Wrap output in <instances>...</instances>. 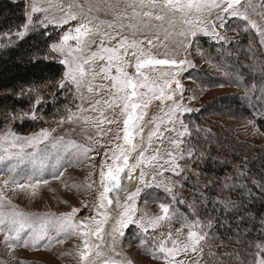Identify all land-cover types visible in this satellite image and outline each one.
Returning a JSON list of instances; mask_svg holds the SVG:
<instances>
[{
  "label": "rangeland",
  "instance_id": "obj_1",
  "mask_svg": "<svg viewBox=\"0 0 264 264\" xmlns=\"http://www.w3.org/2000/svg\"><path fill=\"white\" fill-rule=\"evenodd\" d=\"M29 2L30 0H27V7ZM115 2L116 0H108V3L114 4ZM108 3H105V0H52L50 6L47 0H41L42 7L50 8V16L54 15L59 18L63 15L60 9H68L69 6H71V11L77 14L78 20L71 21L68 25H65L64 29H61L60 36L63 35L65 29L76 26L85 17L92 18V23L89 27L93 29V34H90L88 38L93 39L95 42L91 45L90 51L97 50V46L100 45L102 38L104 39L105 46L112 47L115 46L119 39L127 37L129 41L132 39L145 41L142 45L145 52L150 51L151 55L156 58H169L178 61L186 59L190 64L186 66V70L178 77L184 89L183 94L177 93L173 97V100H166L163 104L158 99L153 98L149 108L143 110L146 113L143 121H138L140 128L133 130L135 133L134 142L137 143V149L130 152L128 162L129 164L136 163L141 145L147 148V151L144 153V163L137 170V174L143 172L145 175L140 180H137L135 177L132 179L125 177L122 183L128 189V192L135 191L137 187L142 188V194L133 202L127 199V194L123 191L119 193L118 197H114L112 193H109V198L113 200V203L109 205L107 201H104L105 207L99 209V212L109 217L113 215L119 216L125 210L124 205L128 204L136 209L134 219H143L145 225H147L149 219L163 215L160 210V204L163 202H148L149 197L154 196V194L158 195L157 192L150 191H160L163 195H158V197L164 196L170 199L169 203L164 204L170 207L173 218L171 221H162L155 231L159 230L162 236L161 241L165 243L167 248H171L172 242L176 241L177 248L183 249L186 244H190L187 238L190 229L186 226L185 222L195 221L189 219L186 214L171 207L174 203L173 197L181 186L178 180L179 176L174 175L171 171H164V169L170 167L165 163V160L171 159L168 156L169 152H172L177 157V162L181 165L182 159H179V157L183 154V138L186 133L183 137L179 136L178 133L184 131V126L187 127L184 122V116L190 112H177L174 117V125L167 122L165 113L173 107L174 103H179L184 108H189L193 111L212 99L231 94L234 92V88L226 84L205 87L193 79L186 78L188 77L186 76L187 72H190L192 69L210 71L218 76L223 75L217 66L208 61L203 51L200 50L199 45L204 41L217 42L211 35L205 36L203 33L198 32L195 37L188 36L186 38L191 45L190 47L180 46L176 42L185 40V37L179 36L178 33L186 26L177 18L175 21V31L168 41H165L162 30L159 32L158 38L155 35L145 36L139 32L133 37L128 30L120 32L119 29H109L106 23H100V21L113 22V16L110 13L105 14L104 11H96L97 5L107 9ZM260 3L261 0H241L239 7L241 11L248 13L249 20L256 21L260 31H264V9L260 7ZM119 7L123 9L125 5L121 3ZM126 11L127 17L130 18L132 10L129 8ZM43 16L44 13L40 12L34 14L33 17L43 19ZM128 18L123 19L125 26L130 22ZM224 19L225 27L223 28L219 26V21L216 22V31L220 36L224 37V40L219 43L228 44L239 38L241 39L242 34L244 35V28H247L252 29L259 36L260 48L264 52V44L261 43L264 40V36H261L257 29L252 28L245 20L236 17H229L225 14ZM145 22H147V18H145ZM151 24L153 26L162 24L167 28L168 18L166 17L164 21L153 19L151 20ZM237 25H240V27ZM193 27H197V25H193ZM105 33L116 35V39L109 41L107 36L104 35ZM117 33L119 34L117 35ZM246 38L248 44L253 45L255 43L252 37L247 36ZM147 39H152L156 46L149 48V45L146 43ZM250 41H253V44ZM69 43L74 45L75 41H70ZM131 52L132 50L130 49L129 54L124 56V61L127 64L125 70L130 75L135 76L134 65L136 57ZM51 53L58 57L57 53ZM102 64H105V61H97L94 65V70L99 72ZM191 65H195V67ZM63 67L65 71V66L63 65ZM85 67L87 68L88 66ZM165 70H168V66H155L154 68L148 66L142 69L141 73L148 76L151 81H154L159 86L164 83L159 74ZM111 74L115 75L114 68ZM87 79H90V76ZM92 83L94 85L92 93H89L86 87L77 91L75 86L70 83L75 100L69 109L77 113L78 116L72 122L66 120L62 124L58 123L61 117H67L68 111L66 110L57 120L55 119L50 124L27 133H16L8 126L0 129V138L7 137L9 140H12L14 136H19L21 139L31 137L33 134L39 133L41 129H47L50 130V140L57 145L56 148H53L51 143L46 141L39 146L42 152L36 157L37 164L35 168L26 161L17 168L15 173H12L8 171V167L15 161L5 160L4 163H0V194L4 196L3 207L0 208V211L8 214L15 211L27 216L43 218L42 220L34 221L33 224L39 229L41 223H44L45 230L47 231V235L33 246L31 243V229H26L21 232L20 241H10L11 244L16 246L9 247L4 242L5 232L7 231L5 228L4 232H0V264H89V262L90 264H104L105 260L109 264H166L163 253L159 251L158 246H155L153 249L155 250L156 258L153 257L152 249L149 250V255H143L138 252L135 244L128 241L129 238L127 236L121 237L117 233H113L111 226L115 221L112 219H109L102 226L103 231L100 233L99 239L96 235L83 236V232L89 231V229L85 228H81L76 232H73L71 228L66 231H58L60 226L56 221L70 214L73 208L78 209V212L72 219L77 223L83 221L85 224L90 225L92 231L95 230L96 224L92 218L96 220L103 218L101 215H98L97 211L99 195L103 191L100 172L102 170L107 172V165L112 163V160L106 153L110 155L114 149L118 152L119 149L116 146L123 143L122 129L125 117L121 114L122 106L108 108L101 104L98 106L99 110L97 111H92L90 107L91 103L95 100L99 99L103 101L109 99L111 95V81L104 80L102 76H97ZM100 84L105 85V88L96 89L95 85ZM81 96L83 100L80 98ZM77 105H82L85 111L77 109ZM101 111L103 112V116H101ZM213 117L225 127L231 128L238 142H248L257 146L264 144V129L254 124L249 118L224 115H215ZM109 120L115 122L108 123ZM157 124L160 125V133L162 135L153 136L151 144H149L148 134L155 130ZM173 127L175 131H165L166 128ZM53 129L54 131H51ZM172 140H177L179 146H174ZM17 144H19V141H17ZM3 146L9 148L11 152L18 151V148H11L9 143H5ZM85 148L90 149L87 155H83ZM227 148L230 149L229 145L228 147L221 146L218 149L227 150ZM25 151L30 153L33 149L26 148ZM0 154L6 155L2 149H0ZM154 155L157 156L156 160L149 159ZM42 160L44 161V167L40 166V161ZM61 173L62 175H59L58 179L53 178L55 175ZM12 176H15L21 183L26 182L29 177L34 180H46L47 183H40L35 188H19L13 184L5 187L3 182ZM143 180H147L153 186L144 188ZM165 185L172 188L171 193L165 191ZM117 198L119 199V204L116 202ZM182 224L185 226H182ZM132 226L136 227L141 233L153 231L149 228L147 232H144L141 228L135 225ZM193 230L198 231L196 227ZM125 231L126 229H124ZM84 239L88 240L90 251H85ZM24 240H29L27 246L23 244ZM97 251L101 253V256H96ZM262 251H264V247ZM81 253L88 256V261L80 260ZM201 256L202 248L199 242L196 246V251H192L191 247H189L187 253L181 252L175 256V260H182L183 264H202ZM257 259L258 253L252 256L250 262L247 259L244 264H255Z\"/></svg>",
  "mask_w": 264,
  "mask_h": 264
},
{
  "label": "trees",
  "instance_id": "obj_2",
  "mask_svg": "<svg viewBox=\"0 0 264 264\" xmlns=\"http://www.w3.org/2000/svg\"><path fill=\"white\" fill-rule=\"evenodd\" d=\"M25 8L27 0H0V129L8 126L16 133L50 124L75 100L70 83L59 88L64 67L49 49L61 29L50 25L47 37L40 27L23 40L15 35L26 23ZM6 32L12 35H4ZM247 36L255 40L254 44L250 41L253 45L247 43ZM258 37L252 29L244 28L241 39L232 43H200L204 56L223 75L199 69L186 75L205 87L226 84L234 88L231 94L212 99L184 116L188 132L183 138L186 158L181 165L190 164L199 176L185 172L178 177L181 187L171 207L203 225H196L206 236L200 241L202 264H244L264 247V144L238 142L232 129L213 117L249 118L264 129V52ZM22 89L25 94L18 96ZM29 89H33L31 95ZM38 96L43 102L36 109L38 119L33 120L32 101ZM13 113L29 115L21 119ZM228 145L230 149H218ZM189 147L194 149L191 160L187 159ZM158 195L147 198L148 202H170ZM125 236L143 255H149L162 239L159 230L141 233L133 226L126 229Z\"/></svg>",
  "mask_w": 264,
  "mask_h": 264
},
{
  "label": "snow or ice",
  "instance_id": "obj_3",
  "mask_svg": "<svg viewBox=\"0 0 264 264\" xmlns=\"http://www.w3.org/2000/svg\"><path fill=\"white\" fill-rule=\"evenodd\" d=\"M16 2V0H13ZM48 4L51 6L52 0H47ZM108 3V0H105ZM123 3L125 7L121 9L119 5ZM241 5V0H116V2L108 3L107 9L97 5L96 11H104L105 14H111L113 16V22L100 21L101 24H107L109 29H119L120 32L128 30L130 34L135 37L137 33L143 34L145 36L155 35L157 38L159 32L162 30L164 32L165 41H168L173 32L175 31V21L177 18L186 27L182 28L178 33L179 36L185 37V40L177 41L176 43L180 46L190 47L191 45L187 41L188 36L195 37L198 32L203 33L205 36L211 35L217 42L224 40V37L220 36L216 31L217 24L219 21V26L221 28L225 27V14L229 17H236L241 20H245L252 28L257 29L261 36H264V31H260L256 21L249 20L248 13L246 11H241L239 7ZM251 6V5H250ZM82 7V6H81ZM260 7L264 9V0H261ZM131 9V17H127V9ZM30 9V10H29ZM147 9V10H145ZM50 8L42 7L41 0H30L28 7L25 8L24 14L26 18V23H24L20 29L15 32V35L23 40L30 32L35 31L38 27L45 29L43 33L44 36H50L51 33L47 31L48 27L51 25L55 28L64 29L65 25H68L71 21L78 20L76 13L71 11V6L68 9L61 8L60 11L63 15L57 18L56 16L49 15ZM43 12V19L33 18L34 14ZM168 18V27L165 28L162 24L159 26H153L151 20L164 21ZM128 18L130 22L125 26L123 19ZM147 18V22H145ZM119 22V23H117ZM92 23L91 17H85L82 22L74 27L67 28L64 30L63 35L60 36L58 41H52L49 45V49L53 53H57L58 62L65 66V71L63 77L59 83V88L64 89L67 84L71 83L75 86L77 91L82 88H87L89 93L94 91V85L92 81L96 79L97 76H102L104 80L111 81V95L108 100H95L91 103V110L97 111L98 106L103 104L108 108L121 107V114L125 117L123 119V143L117 145L116 148L119 149L117 152L115 149L106 155L112 160L110 165H107V172L101 171V184L103 186V191L99 195V203L97 205L98 215L103 218L93 222L96 224L94 231L91 230L90 225L85 224L83 221L77 223L72 219V217L78 212V209L73 208L72 212L66 217H62L60 220L56 221L59 224L58 231H66L69 228L73 232L79 231L81 228L89 229L82 233L83 236L96 235L99 239L100 233L103 231V225L112 219L115 223L111 226L112 232L117 233L119 236L123 237L125 235L124 229L135 225L141 228L144 232H147L149 228L153 231L157 229L162 221H171L172 214L170 212V207L164 203L160 204V210L163 215L157 216L155 218L149 219L147 225H145L143 219H134V214L136 212L135 207L124 205V211L119 214V216L113 215L109 217L99 212V209L105 207L104 201H107L109 205L113 203V200L109 198V193H112L114 197H118L119 193L123 191L127 194V199L129 201L135 202V200L142 194L143 189L137 187L135 191L128 192V189L122 183V181L127 177L132 179L135 177L140 180L145 174L137 170L140 168L141 164L144 163V153L147 148L141 145V150L136 163L129 164V154L133 150L137 149V143L134 142V129L140 128L138 121H143L145 112L144 109L149 108L152 99H158L162 104L166 100H173V97L180 93L183 94V87L179 82L178 77L182 72L186 70V66L190 64L186 59L176 60L169 58H156L151 55L150 51L145 52L142 45L145 43L143 40L132 39L128 40L127 37L119 39L115 46L108 47L105 46L104 39H101L100 45L97 46L96 51H90L91 45L95 42L93 39L88 38L90 34H93V29L89 27ZM197 25V27H193ZM119 33H117L118 35ZM6 36H11V32L4 33ZM109 41L115 40L116 35H110L105 33ZM70 41H75V44H70ZM11 43V40H9ZM146 43L149 48L155 47V43L152 39H147ZM264 44V40L261 41ZM166 46V45H165ZM132 50L131 54L136 57V62L134 65L135 76L130 75L125 68L127 64L124 61V56L129 54V50ZM47 59H54V57L45 56ZM97 61H105L99 68V72L94 70V65ZM85 66H88L87 68ZM155 67V66H168V70L162 71L159 77L163 79L164 83L157 86L154 81H151L148 76L142 75L141 70L145 67ZM195 67V65H191ZM115 69V75L111 74L112 69ZM90 76V79L87 77ZM187 79H192L191 76L186 77ZM174 85V87H173ZM96 89H103L105 85H95ZM144 90V91H139ZM33 89L28 90V94L31 95ZM24 90L22 89L19 95H24ZM151 94V95H150ZM83 100V97H80ZM42 98L37 97L32 101L31 118L33 120L38 119L36 115V109L42 103ZM77 109L80 111H85L82 105H77ZM138 110H140L138 112ZM67 117H61L58 123L62 124L66 120L72 122L74 118H78L77 113H74L71 109H68ZM192 109L184 108L179 103H174L173 107L165 113L167 122L174 125V117L177 112L187 113L191 112ZM29 115V113H13L14 118H23ZM101 116L103 112L101 111ZM115 121L109 120L108 123H114ZM163 122V120H161ZM142 130V129H141ZM51 131H54L51 130ZM165 131H175V128H166ZM188 132V128L184 126V131L178 133L179 136L183 137L185 133ZM162 135L160 133V125L157 124L155 130L149 132L148 142L151 144L153 136ZM19 141V144H17ZM51 143L53 148H56V143L50 140V130L41 129L39 133L33 134L31 137L21 139L19 136H14L12 140L7 137L0 138V149L3 153L0 154V163L7 161H15L10 164L8 171L15 173L20 165H23L26 161L36 167L37 161L36 157L42 152L39 147L44 142ZM9 143L11 148H18V151L11 152L9 148H5L3 145ZM172 144L176 147L179 146L177 140H172ZM79 147V146H77ZM26 148L33 149L32 152H26ZM90 149L85 148L83 150V155H87ZM202 155V154H201ZM168 156L171 157L169 160H165V163L170 167L164 169V171H171L174 175L180 176L182 173L190 172L193 175L199 176V173L190 166V164L185 163L180 165L177 162V157L169 152ZM194 156V149L189 147L187 149V159L191 160ZM185 155L181 154L179 159H185ZM46 159V158H45ZM149 159L156 160L157 156H152ZM40 166L44 167V161H40ZM163 167V165H161ZM162 174V173H161ZM59 175H55L53 178L58 179ZM227 181H225L226 183ZM4 186L13 184L19 188L32 187L35 188L40 183H47L46 180H34L29 177L26 182L21 183L16 179L15 176L10 177V179L5 180ZM211 183V181H209ZM144 188H150L153 185L147 180H143ZM235 186V185H233ZM91 187V185H89ZM165 191L171 193L172 188L165 185ZM174 198V197H173ZM4 196L0 194V208L3 207ZM117 204H119V199L117 198ZM147 202V201H146ZM183 202V201H181ZM43 218L27 216L18 212L13 211L12 213H4L0 211V232H5L4 242L9 247H15L10 243V241L21 240V232L26 229H31L32 239L31 243L35 246L39 240L43 239L47 235L44 223H41L40 228H36L33 224L36 220H42ZM186 226L189 227L187 234L188 241L190 244H186L183 249L177 248L176 241L172 242V247L167 248L165 243L161 241L158 245L159 251L163 253V258L166 260V264H183L182 260H175V256L181 252L187 253L189 247L192 251H196V246L201 240L206 239V236L200 232L193 230L196 225H200V221L196 222H185ZM182 226H185L182 224ZM15 233V235H13ZM29 240H24L23 244L27 246ZM85 251H90L89 242L84 239ZM96 256H101L99 251L96 252ZM153 257L155 256V250H153ZM81 261H88V256L84 253L80 255ZM90 264V262H89ZM104 264H109L105 260ZM255 264H264V251L258 253V259Z\"/></svg>",
  "mask_w": 264,
  "mask_h": 264
}]
</instances>
